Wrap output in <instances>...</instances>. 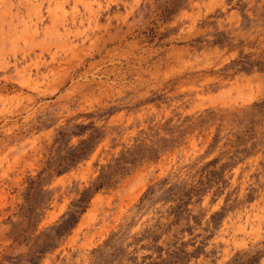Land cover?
<instances>
[{
    "label": "rangeland",
    "instance_id": "1",
    "mask_svg": "<svg viewBox=\"0 0 264 264\" xmlns=\"http://www.w3.org/2000/svg\"><path fill=\"white\" fill-rule=\"evenodd\" d=\"M262 101L264 0H0V253L27 251L8 232L58 132L93 123L90 157L44 173L39 230L142 158L40 264H264Z\"/></svg>",
    "mask_w": 264,
    "mask_h": 264
},
{
    "label": "trees",
    "instance_id": "2",
    "mask_svg": "<svg viewBox=\"0 0 264 264\" xmlns=\"http://www.w3.org/2000/svg\"><path fill=\"white\" fill-rule=\"evenodd\" d=\"M264 112V101L253 103L250 108ZM94 126L93 123L78 124L73 127L62 128L58 135L54 138L53 148L58 154V157L53 153L47 161L46 167L41 170L36 177H30V185L24 190L23 195L25 202L21 205L23 218L20 221L14 222L15 225H19V229L8 232V237L12 238V243L23 244L27 246V251L23 255L13 256L11 254L0 253V264H40L44 255L56 248L63 237H65L71 230L78 224L81 215L86 211L88 203L92 195L101 189L105 184L111 183L114 170L129 171L130 165H135L142 157H127L126 152H123L119 157L114 160V163H110L102 167L100 175L96 180L86 187L79 195L74 199L69 209L61 216V218L53 225L45 227L39 230L40 222L46 212L49 202L51 200V192L43 188L42 179L45 172L52 175V172L61 174L79 162L90 157V155L96 150L98 143L104 137H81L77 144H71L73 139L72 135H82L84 129ZM167 139L164 138V141ZM218 136L215 137L213 146L217 143ZM166 145H162V149ZM130 149H128L129 151ZM246 153L249 152L247 147L243 149ZM133 152V150H130ZM56 158V160H54ZM217 160H213L211 163H216ZM119 166V168H118ZM116 169H115V168ZM111 168V170H107ZM219 174L220 171H210L211 174ZM171 189V188H170ZM172 190V189H171ZM189 195V191L184 193ZM182 194L180 195V197ZM184 196V195H183ZM185 197H182L184 201ZM220 214L219 212L216 215ZM215 218V214L213 215Z\"/></svg>",
    "mask_w": 264,
    "mask_h": 264
}]
</instances>
